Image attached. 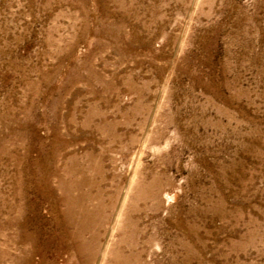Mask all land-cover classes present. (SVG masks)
<instances>
[{"label": "rangeland", "instance_id": "1", "mask_svg": "<svg viewBox=\"0 0 264 264\" xmlns=\"http://www.w3.org/2000/svg\"><path fill=\"white\" fill-rule=\"evenodd\" d=\"M0 264H264V0H0Z\"/></svg>", "mask_w": 264, "mask_h": 264}]
</instances>
